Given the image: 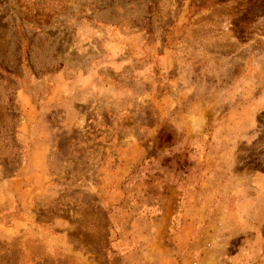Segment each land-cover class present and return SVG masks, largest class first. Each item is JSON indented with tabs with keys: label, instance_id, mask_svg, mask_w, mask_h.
<instances>
[{
	"label": "rangeland",
	"instance_id": "obj_1",
	"mask_svg": "<svg viewBox=\"0 0 264 264\" xmlns=\"http://www.w3.org/2000/svg\"><path fill=\"white\" fill-rule=\"evenodd\" d=\"M256 177L264 0H0V264L221 263Z\"/></svg>",
	"mask_w": 264,
	"mask_h": 264
},
{
	"label": "crops",
	"instance_id": "obj_2",
	"mask_svg": "<svg viewBox=\"0 0 264 264\" xmlns=\"http://www.w3.org/2000/svg\"><path fill=\"white\" fill-rule=\"evenodd\" d=\"M252 180L253 184L256 183L262 188H260L259 193H255L253 194V196L248 194L243 197L240 204L248 200L259 202L264 199V177H256ZM4 182H6V180ZM13 183L14 181L9 182L11 186L13 185ZM0 194L3 197L8 198L12 196L13 192L6 190V188H3L0 189ZM240 207L243 209V206L240 205ZM11 216L12 214H4L3 216H0V221H2L0 222V229L4 234L3 236L10 235L12 229L13 233L17 231L14 222L11 223L13 227L11 225H8L9 222L5 223V220L8 221V218H11ZM257 222L258 223H249L246 221L245 223L243 222L242 225L237 226L235 229H233V237L236 236L239 244L237 246V251L231 257H228L225 261L221 263L214 262V264H264V219L260 220L259 217V221ZM131 252H134V250H131ZM207 262L208 261H205V264H208ZM153 264H179V262L165 259V261Z\"/></svg>",
	"mask_w": 264,
	"mask_h": 264
},
{
	"label": "built area",
	"instance_id": "obj_3",
	"mask_svg": "<svg viewBox=\"0 0 264 264\" xmlns=\"http://www.w3.org/2000/svg\"><path fill=\"white\" fill-rule=\"evenodd\" d=\"M191 264H205V263H202L198 260H193V261H191Z\"/></svg>",
	"mask_w": 264,
	"mask_h": 264
}]
</instances>
